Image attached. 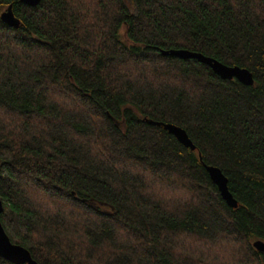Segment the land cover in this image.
Here are the masks:
<instances>
[{
  "label": "trees",
  "instance_id": "trees-1",
  "mask_svg": "<svg viewBox=\"0 0 264 264\" xmlns=\"http://www.w3.org/2000/svg\"><path fill=\"white\" fill-rule=\"evenodd\" d=\"M0 163L3 226L41 264H264V0H0Z\"/></svg>",
  "mask_w": 264,
  "mask_h": 264
},
{
  "label": "water",
  "instance_id": "water-1",
  "mask_svg": "<svg viewBox=\"0 0 264 264\" xmlns=\"http://www.w3.org/2000/svg\"><path fill=\"white\" fill-rule=\"evenodd\" d=\"M24 3L29 5H36L40 0H22ZM1 18L11 26L18 27L20 19L17 18L9 6L5 11L2 12ZM165 55H174L181 58H196L201 62L208 64L212 70L221 76L223 79H237L245 85H253L255 82L252 71L248 68L241 67L238 65H228L216 58L207 56L201 52L192 51L189 49H170L162 50ZM147 122L153 125L164 127L169 133L173 134L176 139L181 142L185 147H189L191 150H196L197 146L190 138L185 128L180 125L171 122H164L148 118ZM201 155V154H200ZM1 167V163H0ZM207 172L209 173L212 181L217 185L222 198L226 203L232 207H238L239 203L230 191L228 186V177L222 171V169L216 165L205 164ZM4 210L3 200L0 197V256L8 259L16 264H41L32 255L31 251L21 244L14 243L7 231L5 230L2 220L1 213ZM257 250L264 252V240L258 239L253 243Z\"/></svg>",
  "mask_w": 264,
  "mask_h": 264
}]
</instances>
